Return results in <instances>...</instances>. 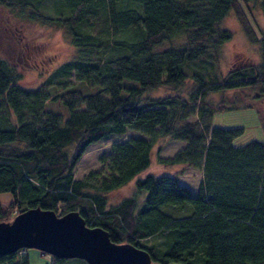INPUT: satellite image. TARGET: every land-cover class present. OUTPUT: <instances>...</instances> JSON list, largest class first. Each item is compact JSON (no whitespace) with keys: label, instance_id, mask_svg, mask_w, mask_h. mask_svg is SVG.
<instances>
[{"label":"trees","instance_id":"16d2710c","mask_svg":"<svg viewBox=\"0 0 264 264\" xmlns=\"http://www.w3.org/2000/svg\"><path fill=\"white\" fill-rule=\"evenodd\" d=\"M256 3L264 14V0H0L16 18L63 30L76 52L34 90L22 88V74L0 57V194L13 195L7 211L0 204V220L38 207L59 216L76 211L111 241L146 250L152 263L264 264V141L237 146L243 128L213 124L234 109L206 98L239 88L264 93V63L222 78L191 66L212 67L232 37L220 24L232 11L248 24L246 10ZM181 36L184 44L158 51ZM190 77L197 88L187 97H145ZM128 131L150 140L113 144L104 173L75 179L90 145ZM159 136L186 143L158 160L202 170L196 197L177 176H141ZM132 181L136 194L108 205L106 195ZM19 254L0 264H29ZM65 261L52 257V264Z\"/></svg>","mask_w":264,"mask_h":264},{"label":"rangeland","instance_id":"374dc122","mask_svg":"<svg viewBox=\"0 0 264 264\" xmlns=\"http://www.w3.org/2000/svg\"><path fill=\"white\" fill-rule=\"evenodd\" d=\"M246 15L248 24L243 23L233 11L225 18L219 29L228 31L232 36L231 40L218 48L214 55L215 60L212 67L205 65V63L194 64L191 65L193 71L201 70L202 73L205 71L206 77L222 78L244 67L260 66L264 63V14L259 3L251 4L250 11L246 10ZM185 42L186 36H181L173 42H164L158 51L177 47ZM75 56L76 52L70 43V38L63 30L21 20L0 5V57L7 59L22 74L23 78L20 84L22 88L36 89L44 79ZM69 80L71 83H75L76 75L73 74ZM195 88H197V84L190 77L176 88L165 86L146 93L145 97L161 98L174 93L187 97ZM51 90V93L56 92L54 88ZM206 98L214 103L224 101L228 107L234 109L223 114H217L213 124L225 128H243V135L235 141L237 146L244 145L251 140L264 141V93L259 88L209 91ZM49 108L58 112L61 111L66 117L68 116V109H62L58 104L50 103ZM196 118L193 116L190 120H196ZM136 137L150 140L149 137L138 132L128 131L123 136H108L90 145L75 166V179L84 180L90 173H104L106 160L111 154L113 144ZM154 145L155 157L152 166L141 176L146 174L177 176L180 184L186 187L193 197H196L204 179L202 170L186 166H167L158 160V158L166 160L174 158L178 151L186 146V143L159 136L155 139ZM135 194V181H132L127 186L107 194L106 197L108 205L112 206ZM12 200L13 195L11 193L0 194V204L3 211L8 210ZM12 214L13 220L20 213L14 211ZM171 214L175 217L181 216L178 212ZM19 256L26 257L29 264H52L51 255L36 249H27L25 253L19 254ZM21 257L18 258L17 255L19 260ZM59 264L87 263L79 259H69Z\"/></svg>","mask_w":264,"mask_h":264},{"label":"water","instance_id":"95a60500","mask_svg":"<svg viewBox=\"0 0 264 264\" xmlns=\"http://www.w3.org/2000/svg\"><path fill=\"white\" fill-rule=\"evenodd\" d=\"M27 249L87 264H152L146 250L111 241L106 230L89 227L76 211L59 216L53 210L38 207L16 215L11 221L0 220V257Z\"/></svg>","mask_w":264,"mask_h":264},{"label":"built area","instance_id":"2783aa9c","mask_svg":"<svg viewBox=\"0 0 264 264\" xmlns=\"http://www.w3.org/2000/svg\"><path fill=\"white\" fill-rule=\"evenodd\" d=\"M25 251H26V250L20 251V253H21V254H22V253H25Z\"/></svg>","mask_w":264,"mask_h":264}]
</instances>
